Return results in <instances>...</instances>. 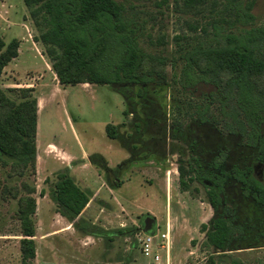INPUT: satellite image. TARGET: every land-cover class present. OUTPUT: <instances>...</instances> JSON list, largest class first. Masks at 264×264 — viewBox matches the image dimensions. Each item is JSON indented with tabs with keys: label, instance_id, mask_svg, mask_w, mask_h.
Masks as SVG:
<instances>
[{
	"label": "rangeland",
	"instance_id": "1",
	"mask_svg": "<svg viewBox=\"0 0 264 264\" xmlns=\"http://www.w3.org/2000/svg\"><path fill=\"white\" fill-rule=\"evenodd\" d=\"M117 1L124 6V16L128 21L140 27L138 45L146 54L143 73L149 75L151 80L145 86L147 96L165 114V122L157 120L165 136L155 134L153 119L147 121L149 126L142 136L145 144L158 139L164 143L163 147L152 143L154 155L147 156L163 165L159 166L160 171L143 168L135 173L137 175H132L131 184H137V190H133L137 207L128 208L124 213V227L140 228L144 215L148 214L155 219L157 217V228L163 231L168 221L165 201L170 199V241L172 243L175 235L177 247L172 252L169 249L167 264H207L208 258L215 257L216 253L206 243L205 231L201 227H209L214 213L207 203L206 189L201 183L188 182L186 189L181 190L177 166H193V162L190 164L188 161L197 155L204 163L211 162L213 156H218L221 151L225 154L222 170L230 171L233 166L243 169L250 164L253 149L245 147V138L227 132L226 125L231 120L222 117L217 102L208 105V123L193 125L196 107L206 104V95L216 88L205 82L194 87H183L181 55L198 43L204 46L208 43L214 45L216 41L223 44L225 39L213 37L212 24L222 19L228 22L235 19L234 13L228 11L233 0ZM241 1L246 3L248 0ZM249 3L251 6L246 12L252 18L246 22L239 21L235 26L217 23L222 33L237 34L251 28L264 31V0H249ZM39 35L22 0H0V38L5 44L12 39L18 41L17 57L1 72L0 89L16 102L22 99L20 89L24 88L33 89L32 95L41 98L38 106L35 174L27 172L17 176L12 174L9 166L0 164V264H120L123 252L128 258H123V264H152L142 256L138 244H134L129 237L105 242L100 238L85 237L73 229L68 234H61L62 230L56 232L63 225L59 216L55 215L51 192L57 174L67 171L69 174L70 169L67 166L63 169L64 165L56 162V158L53 162L52 154L49 157L50 166L46 167L47 149L53 154L59 153L46 144L51 143L79 160L83 152L86 156L100 153L108 166L114 167L107 174L109 182L113 183L116 178L113 173L115 166H120L130 156L125 150H119L121 147L115 141L105 136L104 127L106 124H123L125 134L134 135L142 127L139 116L145 117L133 112L111 85L85 86L87 88L79 85L56 86L57 78L51 68V58L47 48L38 40ZM256 84L260 93L264 94V77L256 79ZM138 88L132 87L133 97ZM193 132L200 136V139H195L198 143L196 154L189 149L190 141L196 137ZM143 156L141 153L140 157ZM136 162L131 161L129 164L137 168ZM92 165L98 169L90 166L85 171L93 175L91 184L97 188L102 175L100 173L101 176H97L100 166ZM164 183L167 184V191H164ZM224 187L228 217L236 214L238 223H247L248 230L242 236L238 234L232 247L225 253L242 264H264V212L255 210L252 202L245 199L238 188L231 184ZM28 189L35 190L33 197L36 208L30 216L35 226V257L25 260L20 253L21 222L16 211L18 199L25 196ZM101 195L111 203L104 190ZM109 210L103 213L108 214ZM120 223L105 224L107 229H115ZM160 254L163 256L162 252ZM162 264H166L165 257Z\"/></svg>",
	"mask_w": 264,
	"mask_h": 264
},
{
	"label": "trees",
	"instance_id": "2",
	"mask_svg": "<svg viewBox=\"0 0 264 264\" xmlns=\"http://www.w3.org/2000/svg\"><path fill=\"white\" fill-rule=\"evenodd\" d=\"M22 2L28 9L33 26L40 32L38 40L47 48L51 68L59 85H111L133 112L145 117L143 119L139 116L142 127L134 135H126L123 124H106L104 127L105 136L129 154L124 164L143 161L149 158L148 155H154L152 143L163 147L164 143L160 139L145 144L142 138L149 126L147 121L152 119L155 122L152 126L155 134L165 136L164 129L157 125L159 120L165 122V114L147 96L145 86L151 80L149 75L143 73L146 54L138 45L140 27L124 16V6L117 0ZM248 3L249 0L246 3L233 0L228 11L234 13L235 19L231 22L224 19L213 22V37L225 39L223 44L217 41L214 45L208 43L206 46L198 43L181 55L183 87H194L205 82L216 88L206 95V104L196 107L193 125L208 123V105L217 102L222 117L231 120L226 125L227 132L245 138V147L253 149L250 164L243 169L233 166L230 171L222 170L225 154L221 151L218 156H213L211 162L204 163L200 155H197L188 161L190 164L193 162V166H177L181 190L186 189L188 182L201 183L206 189L207 203L214 213L209 227H201L205 231L206 243L216 253L215 257L208 258L207 264H242L225 253L232 247L238 234L242 236L243 232L248 231L247 223H238L235 213L228 217L229 211L224 204L225 185L231 184L238 188L242 196L252 202L255 210L264 212V94L260 93L256 84V79L264 77V31L251 28L237 34H224L218 26L221 22L235 26L239 21L246 22L252 18L246 12L251 6ZM242 4L243 9L240 11ZM17 50L18 41L12 39L5 44L0 38V75L3 68L17 57ZM134 86L139 87L134 94L135 99L132 95ZM20 91L22 99L16 102L0 89V164L9 166L12 174L17 176L27 172L34 175L37 157V97L32 95L34 90L31 88ZM230 102L232 104L229 105ZM192 134L194 136L195 133ZM195 135L197 138L193 137L190 141L189 149L196 154L198 143L195 139H200V136ZM141 153L143 157H140ZM89 161L100 166L110 188L120 186V182L116 181L121 166L115 168V182L111 183L107 174L113 170L105 165L103 158L93 154L89 156ZM258 173L261 176H257ZM33 194L35 190L28 189L27 194L17 201L16 215L21 222L22 236L19 246L25 260L35 257V226L30 217L36 208ZM90 197L91 192L79 188L68 174H57L51 192L56 213L83 236L100 238L105 242L129 237L137 244L134 236L143 229V219L153 220L146 214L140 228L104 229L79 217Z\"/></svg>",
	"mask_w": 264,
	"mask_h": 264
},
{
	"label": "crops",
	"instance_id": "3",
	"mask_svg": "<svg viewBox=\"0 0 264 264\" xmlns=\"http://www.w3.org/2000/svg\"><path fill=\"white\" fill-rule=\"evenodd\" d=\"M56 78V76H55ZM56 86H61L59 85L58 81H57V85ZM79 86H82L84 88H87L85 86H92V85H88V84H80ZM40 97H37V105L39 106V102H40ZM39 109V107H38ZM40 111V110H39ZM38 111V112H39ZM39 134V128H38V122H37V136ZM48 147H52L55 148L56 151L58 150L59 153L53 154L52 151H49V149H47V155H46V159H45V163H46V167L50 166L49 163V157L52 154L53 157V162H55L54 158H56V162H60V165H64L63 169L67 167H69L70 169V173L68 174V171L65 172L67 173L70 177H72V179L74 180L75 184L81 188V189H85L91 192V197L89 199V202L87 203V205L85 206V208L81 211L79 217L83 218L84 220L95 224L97 226H100L104 229H107V224L105 223H111V224H117L119 222H121L117 228H124V213L126 214V211H128V208H133L136 209L137 205L135 203H137V199L135 198V193L133 190H137V184L133 186V184H131L132 182V175H137L135 173H139L138 170L140 169H157V170H161L159 168V166H162V163H159L157 160H155L152 157H149L146 160L143 161H137L136 163L138 164L137 168H132L133 164H120L121 168L119 170V178L117 179V183L120 182V186L117 188H110L106 182H105V178H104V173L102 171H98L97 176H101L102 175V180H101V184L99 187L95 188V186H93L91 183L92 181V174L90 175L89 173H86L85 168L90 167V166H94L92 165V163L89 161V156L93 155V154H97L100 155L104 162L105 165L109 168V169H113L114 167H109L108 166V162L105 161V158L100 154V153H92L88 156H86L85 152H83V155L81 156L80 160L77 159L74 155H70L65 153L63 150L57 149L53 144L51 143H47L46 144ZM119 150H122V148H120ZM59 156V157H57ZM84 158V159H83ZM87 161V163H84V161ZM155 164V166H154ZM118 164L115 166L117 167ZM131 166V167H129ZM96 167V166H94ZM97 168V167H96ZM98 169V168H97ZM133 169V170H132ZM136 170V172H134ZM66 171V169H65ZM101 173V175H100ZM124 173H126V175H124ZM131 173V174H130ZM164 176V173H163ZM165 180V178H164ZM82 184L83 186L80 187L79 185ZM133 186V187H130ZM167 184L165 185L164 183V191H167ZM102 190L105 191V193L107 194L109 200L111 201V203L107 202V200L101 195ZM171 202L170 199H167L165 201V210L167 212V216H168V221H167V225L168 227L170 226V214H171ZM109 210L108 214H104V210ZM148 212H150L149 209H146ZM150 213H154V212H150ZM56 216H59V219L61 220L63 225L61 229H58L56 232L61 231V234L65 233L68 234L70 233V229H73L72 225L67 222L64 218H62L59 214L55 213ZM153 218V224H152V231L154 230V228L157 227L158 225V221H157V217L155 219V217ZM154 226V227H153ZM115 228V229H117ZM74 230V229H73ZM177 234V233H176ZM85 237H89V236H85ZM124 239V238H122ZM177 239V237H175V235L172 237V243L170 246V251H175L176 250V243L175 240ZM175 253V252H174ZM124 252L121 255V259L119 261L120 264H123V258L128 259L125 255H123Z\"/></svg>",
	"mask_w": 264,
	"mask_h": 264
},
{
	"label": "built area",
	"instance_id": "4",
	"mask_svg": "<svg viewBox=\"0 0 264 264\" xmlns=\"http://www.w3.org/2000/svg\"><path fill=\"white\" fill-rule=\"evenodd\" d=\"M135 240L139 246L142 256L152 264H162L163 257L167 264L168 252L171 246L169 227L166 224L163 231L156 227L153 234H145L143 230L135 234ZM163 253V256L160 253Z\"/></svg>",
	"mask_w": 264,
	"mask_h": 264
},
{
	"label": "water",
	"instance_id": "5",
	"mask_svg": "<svg viewBox=\"0 0 264 264\" xmlns=\"http://www.w3.org/2000/svg\"><path fill=\"white\" fill-rule=\"evenodd\" d=\"M257 176H261V173H258ZM152 224H153V220H151V218H147V219L144 220L143 231H144L145 234H148V235L153 234Z\"/></svg>",
	"mask_w": 264,
	"mask_h": 264
},
{
	"label": "flooded vegetation",
	"instance_id": "6",
	"mask_svg": "<svg viewBox=\"0 0 264 264\" xmlns=\"http://www.w3.org/2000/svg\"><path fill=\"white\" fill-rule=\"evenodd\" d=\"M256 168H257V167H256ZM256 168H255V169H256ZM256 170H257V169H256ZM143 221H144V220H143Z\"/></svg>",
	"mask_w": 264,
	"mask_h": 264
}]
</instances>
